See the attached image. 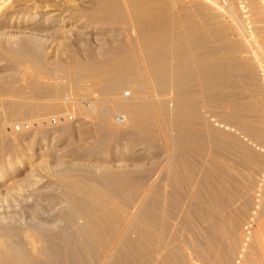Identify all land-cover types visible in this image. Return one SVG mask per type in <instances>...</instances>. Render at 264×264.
I'll use <instances>...</instances> for the list:
<instances>
[{
  "label": "rangeland",
  "instance_id": "obj_1",
  "mask_svg": "<svg viewBox=\"0 0 264 264\" xmlns=\"http://www.w3.org/2000/svg\"><path fill=\"white\" fill-rule=\"evenodd\" d=\"M184 39L186 43H189L182 46ZM175 41H180L181 46H178L179 43ZM34 45L40 50L37 53L39 61L51 71V74L43 75L38 71L41 69L33 66L31 57ZM178 47H181L180 51L185 53L180 54ZM175 51L179 52L178 55ZM136 56L137 60L133 59ZM163 57H166V60L163 61ZM129 58H132L134 62ZM126 59L128 63L132 61L133 68L137 67L133 69L134 72H140L133 74L141 77L146 75L147 82L145 78L140 79L139 83L129 79L122 85V90L114 94L115 98L131 103L138 101L137 98L144 97L145 94L146 97L149 95V97L159 98L161 103L165 100L162 103L163 112L144 114L139 117L142 120L138 119L137 130L136 127L128 126L129 117L125 114V110L109 108V102L114 95H106L101 88H97L96 84L98 79L96 77H104L109 72L115 71L113 68L116 69L118 66V69L120 67L123 69L124 67L120 65H126ZM181 59L183 63L188 61V64L191 63L193 67L191 71L195 72L196 81L190 83L191 80L188 79L189 82L186 81L181 85L174 81L173 69L177 66V61L180 62ZM187 59L188 61H184ZM174 61L177 62L176 65L173 64ZM263 61L264 0H0V173L11 172L0 185V209L3 213L20 214L22 210L17 206L19 194L22 191L26 192L25 189L37 181L41 182L42 188L44 187L47 192L58 197L63 208L67 205L64 194L66 195L68 186L73 185L71 182L76 181L81 174L78 171L70 173L72 168L78 170L86 166L93 169L95 166L108 167L114 169L113 171H122L126 174L121 179L122 183L128 187V190L126 187L125 192L122 193L124 196L121 199L124 201L120 199V202H124L121 204L126 203L122 205V210L129 208L130 202L128 201V204L125 201L126 198L130 199L132 196L134 202L133 197H137L138 190L141 188L144 190L152 184L155 186L154 191L158 190V194L154 192L156 194L153 195L154 197L158 195L157 200L161 198L159 194H163L164 190L167 193L174 190V196L171 194V197L175 199L176 192L182 190L185 193L193 189V186L197 190L194 195L198 198L202 194V200L206 199V202L204 200V203L202 202L207 204L204 206H209L204 207L206 211L202 204L197 205V208H195V202V206L191 205V212L197 209L201 213L198 218L195 215L199 211L194 212L195 222L189 232L190 240L186 239V246L183 245L187 256L184 253L174 252L173 255L176 257L174 259L172 256L171 264H186L184 262L187 264H233L235 262L236 264L237 261H241L239 259L241 257L259 260V231H264L261 228L264 226V152L259 145L264 148V132L259 133L260 136L257 132L261 125H263L261 130L264 131V79L262 77L264 67H261L264 66ZM136 63L141 66V69ZM152 64L156 66L152 67ZM143 65L146 67L144 68ZM161 65H165V67L162 66L165 71L161 69ZM153 68H155L154 71ZM156 69H161L169 74L168 77L174 78L170 77L165 81L172 80L173 82H168L170 86L158 79L155 74ZM22 71L30 73L23 75ZM158 72L161 71L158 70ZM37 77L41 85L36 87L34 81ZM154 77L158 80L156 81ZM159 80L166 88L158 85ZM132 81L134 84L131 83ZM45 82L48 88H53L57 93L49 96L40 93L39 89L47 88ZM15 84L17 86H14ZM172 85L174 87L179 85L181 92L185 88V93L180 94L179 89ZM183 85H186L196 98H192L191 92L190 95H185L189 94V90L186 93L187 87ZM147 89H149L148 92ZM67 95L70 96V100H66ZM179 95L181 97L184 95L185 99ZM31 99H34V102ZM52 99L55 100L56 106L53 102L52 108L49 109V100L51 102ZM226 100L232 106L233 116H227V106H224ZM24 103L31 104L30 108L17 118L12 116L11 109ZM178 105H189L192 108L186 107L187 109H195L192 110L193 112L184 111V107L178 108ZM185 112L187 115L185 114L184 117ZM117 114L126 116L124 125L115 122ZM180 114L182 116L179 118ZM155 115L158 117L154 119ZM182 117L189 123L194 121L195 123H191L193 127L191 124L187 125L188 121L186 122ZM211 117L212 119L209 120ZM181 118L183 119L181 122L185 121L187 125L185 127L191 126V130L183 129ZM216 120H218L217 123ZM204 122L206 124L209 122L211 126ZM102 123L110 125L114 133L113 136L109 135L104 140L100 137ZM227 124L234 126L233 132L226 130ZM15 126H19V129L17 130ZM256 129H258L257 132H255ZM164 133L167 138L161 136L165 135ZM182 159H186V165ZM175 162L179 164L176 165ZM184 172H187L185 176ZM177 182H180L179 186ZM208 183L211 184L208 185ZM216 183L220 185L217 184V186ZM214 184L221 189L216 188ZM165 185H168L169 189ZM163 187L164 189L161 190ZM170 187L174 188L170 190ZM176 187L180 191L179 189L175 191ZM64 189H66L65 192ZM142 189L140 191H143ZM216 191L220 197L217 196ZM199 192L200 195H198ZM213 195L217 197L211 198ZM171 197L169 199L164 197L166 201L164 198H161L162 201L160 199V202H165H163V208L166 210L172 208H166L167 205L172 204L170 201H174V205L178 203L177 199L174 200ZM200 198L198 199L201 200ZM209 198L214 200L210 201ZM46 201L48 204V200L43 201L45 206ZM209 201L211 205H214L212 208L219 207H217L219 209L217 214L219 215L221 210L220 216L216 214L217 208H210ZM60 205L54 207L53 211H57ZM208 209L209 212L214 210L212 213L215 212V214L207 215ZM16 210H19V213ZM118 210L120 208L116 210L118 216L125 213ZM222 212H225L226 217L222 215ZM212 216L214 220L211 219ZM136 246L127 251V256L129 254L133 256L131 261L136 260L134 255L139 256V252L143 256L146 254L142 241H138ZM142 258H139L141 261L137 259L138 263L142 262ZM129 260L121 259L117 264H135L133 261L130 263ZM137 261L136 264H138Z\"/></svg>",
  "mask_w": 264,
  "mask_h": 264
},
{
  "label": "bare ground",
  "instance_id": "obj_2",
  "mask_svg": "<svg viewBox=\"0 0 264 264\" xmlns=\"http://www.w3.org/2000/svg\"><path fill=\"white\" fill-rule=\"evenodd\" d=\"M107 3V2H106ZM106 7V6H105ZM108 8V7H107ZM243 11V10H242ZM22 19V18H21ZM237 20V19H236ZM239 23L240 20L238 19ZM244 22V21H243ZM238 23V22H237ZM242 25V24H240ZM243 28V27H241ZM244 30V28L242 29ZM241 30V31H242ZM235 32V31H234ZM244 32H246L244 30ZM249 33V32H248ZM246 34V33H245ZM149 36V35H148ZM250 38V37H249ZM155 39V38H154ZM182 40V39H179ZM149 41V40H148ZM248 41V40H247ZM145 42V41H143ZM176 42V41H175ZM180 42V41H179ZM176 42V43H179ZM184 42V43H183ZM188 42V41H187ZM146 43V42H145ZM158 43V42H157ZM181 43V42H180ZM180 43L178 44V46H181ZM189 43V42H188ZM186 43V39H184V41H182V46L184 44H188ZM253 44V42H252ZM38 46V44H36ZM148 45V44H147ZM35 46V45H34ZM35 46L33 48V53H32V64L35 68H39L41 69L38 70L39 72H41V74L45 75L46 74H51V71L47 70L42 63L39 61L38 57H37V53L39 48ZM176 46V45H175ZM254 46V45H253ZM156 47V46H155ZM177 47V46H176ZM181 49V47H178V49ZM180 49L178 51H180ZM18 50V49H17ZM154 50V49H153ZM152 50V51H153ZM186 50V49H183ZM40 51V50H39ZM134 51V50H133ZM20 52V51H19ZM181 52V51H180ZM133 53V52H132ZM176 53V51H175ZM179 53V52H178ZM178 53H176L178 55ZM185 53V51L181 52L180 54ZM139 54V53H138ZM175 54V55H176ZM262 54V53H261ZM19 55V54H18ZM133 55H136L135 52L133 53ZM157 55V54H156ZM184 55V54H183ZM187 55V54H186ZM190 55V54H189ZM153 56V55H152ZM182 58V56H179V58ZM140 58V57H139ZM164 58V57H163ZM166 58V57H165ZM163 59L166 60V59ZM173 58V57H172ZM171 58V59H172ZM178 58V59H179ZM15 59V58H14ZM122 59V58H121ZM132 60V58H129ZM133 59L137 60V56L136 58L133 57ZM177 59V57H176ZM19 60V59H18ZM139 60V59H138ZM160 60V59H159ZM121 61V60H119ZM124 61V60H123ZM127 62L126 65H120L122 67H124L123 69L119 66L118 71L113 68V70L115 71H111L109 72V74H107L106 76L104 75V77H96L98 78L96 81L97 84V88H101L103 90V92L108 95V96H112L114 94H116L122 87V85L129 79L134 80L136 82H141L139 81L144 77H141L139 75H134V68H137L136 66L133 68V64H131L132 61H129L130 63H128V60H125ZM141 61V60H140ZM139 61V62H140ZM155 61V60H154ZM158 61V59H157ZM162 61V60H160ZM171 61V60H170ZM169 61V62H170ZM177 61V60H176ZM182 61V62H181ZM184 61H188L184 60ZM191 61V60H190ZM21 62V60L19 61ZM151 62V61H150ZM175 62V61H174ZM178 62V63H177ZM175 63H173L174 65L177 66L175 67L174 65L172 66L173 68L175 67L174 70V78L177 84L181 85V83H185L186 81L191 80L190 83H192V81L195 80V72L191 71V69L193 68L191 66V63L188 64L187 63H183V60L181 59L180 62L177 61ZM264 62V61H263ZM29 63V62H28ZM107 63V62H106ZM142 63V62H141ZM158 63V62H157ZM204 63V62H203ZM202 63V64H203ZM200 64V63H199ZM264 64V63H263ZM21 65H23L24 67V63H22ZM29 65V64H28ZM137 66H139V64L136 63ZM153 65V64H152ZM26 66V65H25ZM156 65H153L152 67H154ZM162 66L165 67V65H161V69ZM191 66V68H190ZM22 68V66H20ZM32 67V66H31ZM143 67L145 68L146 66L143 65ZM264 67V66H261ZM28 68V66H27ZM138 68L141 69V66H139ZM143 68V69H144ZM157 68V67H156ZM170 68V66H169ZM195 68V67H194ZM198 68V67H197ZM24 69V68H23ZM21 69V70H23ZM155 68H153L154 71ZM160 70L161 72L159 73L158 70L156 69L157 73L155 72V74H157L158 79H160L162 81V83H164L165 81H167L168 78L172 77H168L169 74H167L164 69V71ZM204 69V68H203ZM26 69H24L25 71ZM34 70V68H33ZM37 70V69H36ZM120 70V71H119ZM136 70V69H135ZM200 70V69H198ZM217 70V69H216ZM262 70L264 71V68H262ZM27 71V70H26ZM35 71V70H34ZM33 71V72H34ZM55 71V70H54ZM78 71V70H77ZM107 71V70H106ZM144 71H146L144 69ZM150 71V70H149ZM169 71V69H168ZM172 71V70H171ZM204 71V70H203ZM215 71V70H214ZM23 72V71H22ZM37 72V71H35ZM34 72V73H35ZM38 72V73H39ZM104 72V71H102ZM101 72V73H102ZM142 72V71H141ZM198 72V71H197ZM23 75H28V73H30L28 71L27 72H23ZM37 73V75H38ZM99 73V72H97ZM107 73V72H106ZM104 73V74H106ZM138 73V72H136ZM140 73V72H139ZM138 73V74H139ZM143 73V72H142ZM148 73V72H147ZM170 73V71H169ZM172 73V72H171ZM204 73V72H203ZM210 73V72H209ZM96 74V72H95ZM145 74V72H144ZM153 74V72H152ZM47 75V76H48ZM98 75V74H96ZM141 75V74H140ZM172 75V74H171ZM198 75V74H197ZM212 75V74H211ZM93 76V75H92ZM95 76V75H94ZM99 76V75H98ZM153 76H155L153 74ZM200 76V75H199ZM206 76V75H205ZM262 76V75H261ZM14 77V76H13ZM46 77V76H45ZM141 77V78H140ZM156 77V76H155ZM154 77V79L156 80V78ZM208 77V76H207ZM210 77V76H209ZM263 79H264V74H263ZM39 78H42L39 76ZM44 78V77H43ZM56 78V77H55ZM95 78V77H93ZM95 78V79H96ZM173 78V77H172ZM173 78V79H174ZM197 78V77H196ZM203 78V77H201ZM212 78V77H211ZM10 79V78H9ZM45 79V78H44ZM41 79V80H44ZM157 79V80H158ZM205 79V78H204ZM5 80V79H4ZM34 80V79H33ZM49 80V79H48ZM156 80V81H157ZM159 80V81H160ZM201 80V79H200ZM5 81H9V80H5ZM132 81L131 83L134 84ZM145 81L147 82V79L145 78ZM160 83L157 82L158 85H161L162 88H166L163 87L164 84L162 85ZM172 81V80H170ZM168 80V82H170ZM196 81V80H195ZM204 81V80H203ZM249 81V80H248ZM42 82V81H41ZM135 82V84H136ZM143 82V81H142ZM168 82H165L168 83ZM173 82V81H172ZM171 82V84H172ZM189 82V81H188ZM209 82V80H208ZM206 82V83H208ZM29 83V80H28ZM205 83V82H204ZM205 83V84H206ZM24 84V83H23ZM44 84V83H43ZM46 84V82H45ZM55 84V83H54ZM145 84V83H144ZM176 84V85H177ZM188 84V83H187ZM186 84V85H187ZM34 85H41L40 83V79L38 80V77L35 79L34 81ZM56 85V84H55ZM127 85V83L125 84ZM138 85H142V84H138ZM153 85V84H152ZM168 86H170V84H167ZM173 85H175L173 83ZM172 85V86H173ZM178 85V86H179ZM186 85H183L184 87H187ZM203 85V84H202ZM211 86V84H209ZM14 86H17L16 84ZM47 86V84H46ZM54 86V85H52ZM77 86V85H76ZM156 86V85H155ZM171 86V87H172ZM178 86L174 87V88H178ZM189 86V84H188ZM213 86V85H212ZM211 86V87H212ZM29 87V86H28ZM37 87V86H36ZM157 87V86H156ZM17 87H15L16 89ZM31 88V87H30ZM56 88V87H54ZM59 90V87H57ZM82 88V86H81ZM134 88V87H131ZM152 88V87H151ZM160 88V86H159ZM190 88V86H189ZM196 88V87H195ZM194 88V89H195ZM227 88V87H226ZM21 89H23L21 87ZM33 89V87L31 88ZM78 89V88H77ZM156 89V88H155ZM168 89V88H167ZM179 89V88H178ZM177 89V90H178ZM184 90H186L185 88H183ZM40 93H44V94H48L52 95L53 93H57L53 88H41L39 89ZM57 90V91H58ZM81 90V89H80ZM122 90V89H121ZM149 89H147L148 92ZM182 91L183 93H185V91ZM188 87H187V91L186 93H188ZM12 91V89H11ZM27 91V90H26ZM79 91V90H78ZM157 91V90H155ZM165 91V90H164ZM169 91V90H168ZM180 91V89L178 90V92ZM248 91V90H247ZM263 91H264V87H263ZM15 92V91H14ZM28 92V91H27ZM60 92V91H58ZM146 92V94L148 95V93ZM151 92V91H149ZM158 92V91H157ZM180 91V94L182 93ZM191 91L189 90V94H185V95H190ZM103 93V95H104ZM119 93V92H118ZM20 94V93H19ZM80 94V92H79ZM150 94V93H149ZM159 94V93H158ZM194 93H192L193 95ZM33 95V94H32ZM59 95V93H58ZM152 95V94H150ZM163 95V94H162ZM166 95V94H165ZM168 95V94H167ZM176 95V94H175ZM178 95V94H177ZM191 95V97H192ZM195 95V94H194ZM192 98H196V96ZM214 95V94H213ZM181 97V95H179ZM184 96V95H183ZM181 97L182 99H185L184 97ZM19 97V95H18ZM30 97V96H29ZM170 97V96H169ZM187 97V96H186ZM189 97V96H188ZM190 97V98H191ZM24 98V97H23ZM57 98V96H56ZM173 98V97H172ZM211 98V97H210ZM159 98L154 97V96H150L148 95V97H146V95L144 94V97L141 98H137L138 101H134L131 103H127L124 102L123 100L121 101L120 99H116L115 95L113 96V99H111V102H109V108H112L114 110H118L120 108H122L121 110H125V114L128 115L129 119V124L128 126L131 128H134L137 125V121L139 119L140 116L144 115V114H151V113H156V112H163V102L165 101L164 98L161 101L158 100ZM212 99V98H211ZM28 100V99H27ZM134 99H132L133 101ZM193 100V102L195 101L194 99H190ZM189 100V101H190ZM229 100V99H228ZM30 101V100H29ZM31 101L34 102V99H31ZM30 101V102H31ZM168 101V100H167ZM187 101V99H186ZM32 102V103H33ZM53 102L55 103V100L53 101V99L49 100V104L48 106L49 109L52 108L51 106L53 105ZM129 102V101H128ZM188 102V101H187ZM191 102V101H190ZM228 101L226 100V105L227 106V116H233L234 111L231 110L232 106L231 104L227 103ZM256 102V101H255ZM38 103V102H37ZM48 103V101H47ZM183 103V102H182ZM223 103V102H222ZM231 103V102H229ZM17 104V103H16ZM40 104V103H39ZM42 104V103H41ZM179 104V103H178ZM181 104V103H180ZM224 104V103H223ZM31 105V104H29ZM28 104L25 105V103L23 105H16L14 106V108L11 109V114L12 116H14L15 118L23 115L30 107ZM38 106V104H36ZM201 105V104H200ZM36 106V109H37ZM56 106V103H55ZM54 106V107H55ZM179 106V105H178ZM183 106V105H180ZM180 106L178 108H180ZM41 107V106H40ZM166 107V106H165ZM184 111H188L191 110L189 105L188 106H183ZM186 107H190L189 109H187ZM254 107V106H253ZM182 108V107H181ZM252 108V107H251ZM34 109V108H32ZM31 109V110H32ZM168 109V108H167ZM187 109V110H185ZM195 109V108H194ZM192 109V110H194ZM205 109V108H204ZM39 110V109H38ZM113 110V111H114ZM177 111V109H175ZM182 110V109H181ZM191 110V111H192ZM235 110V109H233ZM237 110V108H236ZM235 110V111H236ZM255 110V109H254ZM103 111V110H102ZM196 111V110H195ZM259 111V110H258ZM183 112V110H182ZM193 112V111H192ZM198 112V111H197ZM176 113V112H175ZM188 113V112H187ZM205 113V112H204ZM232 113V114H231ZM105 114V113H103ZM183 114V113H182ZM186 112L183 114L184 117L187 115H185ZM189 114V113H188ZM196 114V112H195ZM194 114V115H195ZM202 114V112H201ZM210 114V113H208ZM225 114V112H224ZM237 114V113H236ZM242 114V113H241ZM262 114V113H260ZM123 115V114H122ZM152 115V114H151ZM192 114L190 113V116ZM199 115V114H196ZM204 115V114H203ZM211 115V114H210ZM240 115V114H238ZM156 117L153 116V118H157L158 116L155 115ZM164 116V115H162ZM168 116V115H167ZM170 116V115H169ZM179 118L180 116H182L181 114L178 115ZM190 116H187V119ZM206 116V115H205ZM66 117V116H65ZM126 117V116H125ZM125 117L123 116V121L118 123V124H123L126 122ZM148 117V116H147ZM194 117V116H192ZM208 117V116H207ZM262 117V116H261ZM166 118V116H165ZM164 118V119H165ZM168 118V117H167ZM170 118V117H169ZM183 118V117H182ZM180 120V122L185 119L183 118ZM196 118V117H195ZM200 118V116H199ZM222 118V117H221ZM234 118V117H233ZM236 118V116H235ZM240 118V116H239ZM242 118V117H241ZM104 120V118H102ZM108 119V118H107ZM188 119V120H189ZM207 119V118H206ZM211 118H209V120H211ZM215 119V118H213ZM223 119V118H222ZM230 119V117H229ZM237 119V118H236ZM243 119V118H242ZM125 120V121H124ZM140 121L142 119H139ZM166 120V119H165ZM177 120V119H176ZM187 120V121H188ZM194 120V118H193ZM203 120V119H202ZM201 120V122H202ZM233 120V119H232ZM240 120V119H238ZM261 120V119H260ZM157 121V120H156ZM178 121V120H177ZM186 121V119H185ZM185 121L181 122L184 126V130L187 128H190L191 130V126L189 127H185L191 123H195L194 121H192L191 123L185 125ZM186 121V122H187ZM196 121V119H195ZM200 121V119L198 120V122ZM218 120H216L217 123ZM225 121V120H224ZM231 121V120H230ZM236 121V120H235ZM241 121V120H240ZM246 121V120H245ZM116 122V121H115ZM162 122V121H159ZM163 122L165 123V121L163 120ZM168 122V121H167ZM179 122V123H180ZM215 122V121H214ZM213 122V123H214ZM107 123V122H105ZM117 123V122H116ZM205 123V122H204ZM203 123V124H204ZM209 123V122H208ZM208 123L206 125H208ZM212 123V124H213ZM222 123V122H221ZM227 123V122H226ZM232 124H234L233 122H231ZM160 124V123H159ZM202 124V125H203ZM220 124V123H219ZM107 125V124H106ZM104 123H102V125L100 126V137L102 140L108 138L109 135H114V133L111 131V126L108 127L106 126ZM127 126V123L125 124ZM140 125V124H139ZM192 125V124H191ZM198 125V124H197ZM257 125V123H256ZM261 125V124H260ZM159 126V125H158ZM161 126V125H160ZM201 126V124L199 125ZM211 126V124L209 123V127ZM213 126V125H212ZM217 126V125H216ZM221 126V125H220ZM232 125L228 124L226 125V130H230L231 132H233V127H231ZM244 126V125H243ZM263 126V125H261ZM260 126L259 132H257L258 129L255 130V132H257L258 136L259 133L261 134V132L263 133L264 131H262V127ZM141 127V126H140ZM148 127V126H147ZM163 127V126H162ZM193 127V125H192ZM207 127V126H205ZM215 127V126H214ZM213 127V128H214ZM225 127V125H224ZM229 127V129H228ZM259 127V126H257ZM126 128V127H125ZM127 131V129H125ZM130 128V129H131ZM196 128V127H195ZM198 128V127H197ZM212 128V127H211ZM239 128V127H238ZM114 129V127H113ZM201 129V128H200ZM203 129V128H202ZM208 129V128H207ZM237 129V127H236ZM241 129V128H240ZM137 130V127H136ZM215 130V129H214ZM248 130V129H247ZM125 131V132H126ZM217 131V130H216ZM214 131V132H216ZM222 131V130H221ZM188 132V131H186ZM220 132V131H219ZM235 132V131H234ZM167 133L169 134V132L167 131ZM191 133V132H189ZM195 133V132H194ZM228 133V132H227ZM237 133V132H236ZM96 134V133H95ZM119 134V133H118ZM165 134V133H164ZM223 134V133H222ZM243 134V133H242ZM166 135V134H165ZM161 135L165 138H167V135ZM170 135V134H169ZM214 135V134H213ZM232 135V134H231ZM237 135V134H236ZM248 135V134H247ZM216 136V135H215ZM221 136V135H220ZM228 136V135H227ZM235 136V135H233ZM249 136V135H248ZM264 136V135H263ZM133 137V136H131ZM143 137V136H142ZM226 137V136H225ZM98 138V137H97ZM171 138V137H170ZM147 139V138H146ZM151 139V138H150ZM222 139V138H221ZM170 140V139H169ZM173 140V137L171 139V141ZM189 140V139H188ZM170 143H174L171 142ZM247 141V140H246ZM140 142V141H139ZM168 142V141H167ZM234 142V141H233ZM259 142V141H258ZM263 142V141H262ZM142 143V142H141ZM192 143V142H191ZM246 143V142H245ZM175 144V143H174ZM178 144V143H177ZM180 144V143H179ZM182 144V143H181ZM257 144V143H256ZM263 145V144H262ZM263 152H264V148L263 146L259 145ZM175 147V145H174ZM183 147V145H182ZM88 148V147H87ZM173 148V147H172ZM143 149V148H142ZM185 149V147H184ZM140 150V149H139ZM172 150V149H171ZM174 150V149H173ZM183 150V149H182ZM181 150V152H183ZM259 150V149H258ZM180 151V149H179ZM178 151V152H179ZM180 152V153H181ZM186 152V151H184ZM196 152V151H195ZM219 154V153H218ZM189 154H187L188 156ZM180 158V157H178ZM176 159V158H175ZM174 159V161H175ZM187 159V158H186ZM185 159V160H186ZM181 160V159H180ZM185 160L182 159V162L185 164ZM189 160V159H188ZM171 161V160H170ZM207 161V160H206ZM197 162V161H196ZM176 163V162H175ZM183 163H180L183 165ZM194 163V162H193ZM220 163V162H219ZM179 163H176V165ZM190 164V163H189ZM192 164V163H191ZM210 164V163H209ZM212 164V163H211ZM210 164V165H211ZM186 165V164H185ZM85 166V165H83ZM90 166V165H89ZM76 167V166H75ZM107 167V166H106ZM121 167V166H120ZM164 167V166H163ZM172 167V166H171ZM192 168H194L193 166H191ZM213 167V165H212ZM72 168V167H71ZM70 168V169H71ZM79 168V166L77 167ZM97 170H96V169ZM95 170L91 167H81L78 170L76 168H72L71 172H80L81 174H79V178L76 181H72L71 183H73V185H70L71 183H69L70 186H68V189H64V192L66 190V195L64 194V196H66V206L61 208V203L59 202L58 197H55L51 192V194L49 192H47V190L41 185V182L37 181L35 184L30 185L29 188L31 187L32 189L30 190L29 188L25 189L27 190L26 192H21L19 194L18 197V201H17V206H19L22 210V212L20 211V214H7V213H3V211L0 209V264H117L119 260L121 259H126V261L129 260L130 258V263L135 262L137 259L140 260V257H143L142 262L143 264H171V259L172 256L173 258L176 257L174 256V252H179V253H184L186 254V249L184 248V246H186L185 244V240L189 239V232L190 229L192 228L193 224H194V212L199 211V210H195L194 212H191V205H194V202L196 204L195 208H197V205H203V209H205L204 211H206L207 206H204L205 204H203L204 202H206V199L202 200V197L200 195V192L198 193V195H200L201 200H199L196 195H194V192L197 191L194 186L193 189H190V191H186L185 193L182 191V194L180 189L178 190L177 187L175 188L180 192H176V197L174 199V190L172 192L167 193V191L164 190L163 194H159V197L161 196V198L163 199L164 197L169 199V197H171V194L173 195V199L178 201V203L176 205H174V201H170L172 204L171 205H167L166 208L169 209V207H172L170 210H166L164 207L163 202H160L159 198L158 200L156 199L158 195H156V197H154L153 195H155L158 190H155V186L154 184L150 185L149 187H147L146 189L144 188L143 191L140 190H136L135 192L136 194V198H134V202L132 201L133 199L130 197V199L126 198L125 201H129L130 205L128 210L123 209L125 211L122 210V205L124 206L125 204H121L124 203L122 196V193L125 192L126 187L124 185V183H122L121 179L125 177V173L124 172H117L116 170L113 171L114 169H110V168H104V167H99L97 168L95 166ZM187 168V167H186ZM173 169V168H172ZM185 169V168H184ZM176 170V169H175ZM190 170V169H189ZM193 169H191L192 171ZM211 170V168H210ZM181 171V170H180ZM184 171V170H183ZM187 171V170H186ZM208 171V170H207ZM8 173L5 174H1L0 173V185H2L4 183V181L7 179V175H9ZM69 172V171H68ZM179 172V171H177ZM187 173V172H186ZM186 173L184 172V176L186 175ZM193 173V171H192ZM211 173V172H210ZM209 173V176H211ZM11 174V172H10ZM132 174V173H131ZM178 174V173H177ZM189 175V174H188ZM191 175V174H190ZM74 176V175H73ZM78 176V175H76ZM204 176V175H203ZM217 176V175H216ZM70 177V176H69ZM129 177V176H128ZM177 177V176H176ZM183 177V175L181 176ZM208 177V176H207ZM127 178V177H126ZM168 178V177H167ZM186 178V177H185ZM205 178V176H204ZM177 179V178H176ZM195 179V178H194ZM207 179V178H205ZM73 180V179H72ZM174 180V179H173ZM172 180V181H173ZM184 180V179H183ZM182 180V181H183ZM186 180V179H185ZM210 181H212L211 179H209ZM133 181V180H131ZM153 181V180H152ZM177 181V180H176ZM181 181V180H180ZM188 181V180H187ZM190 181V180H189ZM214 181V180H213ZM124 182V181H123ZM126 182V181H125ZM136 182V181H135ZM158 182V181H157ZM174 182V181H173ZM203 182V181H202ZM217 182V180H216ZM222 182V181H219ZM131 183V182H130ZM152 183H156V182H152ZM165 183V182H164ZM176 183V182H175ZM184 183V182H183ZM187 183V182H186ZM189 183V182H188ZM256 183V182H255ZM64 184V183H63ZM211 184V183H210ZM208 183V185H210ZM218 183H216L217 185ZM12 185V184H9ZM68 185V184H67ZM134 185V184H133ZM176 185V184H175ZM199 185V184H198ZM213 185V184H212ZM216 185L214 184V186L216 187ZM220 185V183L218 184ZM217 185V186H218ZM130 187V185H128ZM139 186V185H138ZM182 186V184H181ZM191 186V185H190ZM66 187V186H65ZM158 187V186H157ZM165 187L168 188V185ZM183 187V186H182ZM200 187V186H198ZM210 186H208L209 188ZM214 187V188H215ZM223 187V185H222ZM262 187V186H261ZM171 188L174 187H170ZM192 188V187H191ZM212 188V186L210 187ZM213 188V189H214ZM221 189V187H216ZM48 189V188H47ZM61 189V188H60ZM132 189V186H131ZM164 189L161 188V190ZM166 189V188H165ZM166 189V190H167ZM182 189V188H181ZM185 189V188H184ZM187 189V188H186ZM224 189V188H223ZM24 190V191H25ZM46 190V191H45ZM128 190V187H127ZM169 190V191H170ZM188 190V189H187ZM210 190V189H209ZM217 190V189H216ZM29 192V194H28ZM127 192V191H126ZM134 192V191H133ZM154 192H156L154 194ZM161 192V191H160ZM163 192V191H162ZM223 192V190H222ZM23 193V194H22ZM130 193V192H129ZM184 193V194H183ZM204 193V192H203ZM217 196L219 195L218 192L216 191ZM158 194V193H157ZM167 194L170 196H167ZM180 194V195H179ZM211 194H213L211 192ZM56 195V194H55ZM126 195V194H125ZM129 195V194H128ZM163 195V197H162ZM205 195V194H203ZM225 195V194H224ZM264 195V194H263ZM167 196V197H166ZM217 196L211 197V198H216ZM257 196V195H256ZM171 197V199H172ZM205 197V196H204ZM220 197V195H219ZM259 197V196H258ZM164 198V199H165ZM256 198V197H255ZM58 199V200H57ZM123 200L122 202H120L121 200ZM161 199V201H162ZM17 200V199H16ZM45 200H48V204L46 201V206L44 205ZM64 200V199H63ZM64 200V202H65ZM210 200V198H209ZM214 200V199H211ZM210 200V201H211ZM56 201V202H55ZM166 201V199H165ZM208 201V199H207ZM209 201V202H210ZM128 202V204H129ZM201 202V203H199ZM203 202V203H202ZM165 203V202H164ZM168 203V202H167ZM208 203V202H207ZM235 203V202H234ZM238 203V202H237ZM260 203V202H259ZM169 204V203H168ZM236 204V203H235ZM60 205V208H57V211H53L55 210L54 207ZM121 205V207H120ZM207 205V204H206ZM209 205V204H208ZM211 205V202H210ZM128 206V205H127ZM193 206V207H194ZM211 205L210 208H212ZM216 206V205H215ZM48 207V208H47ZM192 207V208H193ZM202 207V206H200ZM209 207V206H208ZM207 207V208H208ZM213 207L214 208H217ZM52 208V209H51ZM117 208H120L121 212H125L124 214L122 213V216H118L116 214V210ZM209 208V209H210ZM219 208V207H218ZM217 208L216 214L219 212V209ZM231 208V207H230ZM49 209V210H47ZM201 209V208H200ZM209 209L207 210L209 212ZM118 210V211H120ZM17 211V210H16ZM15 211V212H16ZM19 211V210H18ZM17 211V212H18ZM211 210L209 212L212 213ZM225 211V210H224ZM51 212V213H50ZM19 213V212H18ZM197 213V212H196ZM200 211L198 212L197 216L199 218L198 215H200ZM225 213V212H224ZM222 212V215L224 214ZM215 214L212 213V215ZM218 215V214H217ZM221 215V210H220V214L218 216ZM226 217V214H224ZM252 215V214H251ZM216 216V215H214ZM201 218V217H200ZM206 218V216H205ZM196 219V218H195ZM208 219V217H207ZM210 219V217H209ZM212 220L213 216L211 217ZM210 219V220H211ZM219 219V217H218ZM217 219V220H218ZM231 219V218H230ZM198 220V219H197ZM201 220V219H200ZM220 221H222L221 219H219ZM218 220V221H219ZM203 221V220H201ZM200 221V222H201ZM225 221V220H223ZM215 222H216V218H215ZM228 222V221H227ZM261 222V221H260ZM259 222V223H260ZM212 224V222H211ZM263 224V223H262ZM261 224V226H263ZM182 225L186 228H182ZM210 226V225H208ZM216 226V225H215ZM204 227V226H203ZM212 227V226H211ZM216 228V227H215ZM215 228H213L215 230ZM225 228V226H224ZM223 228V229H224ZM262 230H264V226L261 227ZM259 228V229H261ZM204 229V228H203ZM217 229V228H216ZM219 231V229H217ZM216 230V231H217ZM213 230H211L212 232ZM259 231V230H258ZM222 232V231H219ZM218 232V233H219ZM196 233V232H195ZM223 233V232H222ZM221 233V234H222ZM255 234V233H254ZM259 240L257 243L259 244L258 248H259V255L260 256L258 259H253V258H239L241 261H237L236 264H264V231L260 232L259 231ZM225 235V233H224ZM256 235V234H255ZM217 236V235H216ZM221 236V235H220ZM189 237V238H187ZM203 238V237H202ZM213 238V237H212ZM215 238V237H214ZM222 238V237H221ZM256 240H258L256 238ZM138 241H142V243H144V251L146 252V254L143 256L140 252H139V256H135L136 260H132L133 256H127V251L130 248H133L137 245ZM144 241V242H143ZM184 241V242H183ZM188 241V240H187ZM211 241V239H210ZM183 242V244H182ZM189 242V241H188ZM197 243V242H196ZM211 243V242H210ZM213 244V243H212ZM184 245V246H183ZM195 245V244H194ZM198 245V243L196 244ZM201 246V245H200ZM209 246V245H208ZM137 248V246H136ZM197 248V247H196ZM245 248V247H244ZM195 250V249H194ZM134 251V250H133ZM140 251V249H139ZM142 251V250H141ZM135 253V252H133ZM138 253V252H137ZM205 253V252H204ZM203 253V254H204ZM258 253V252H257ZM133 255V254H132ZM138 255V254H137ZM142 255V256H141ZM183 255V254H182ZM240 255V254H239ZM181 256V254L179 255ZM187 256V254H186ZM129 257V258H126ZM198 257V256H197ZM237 257V256H236ZM145 258V259H144ZM190 258V257H189ZM238 258V257H237ZM128 259V260H127ZM175 259V258H174ZM178 259V258H177ZM236 259V258H235ZM238 259V260H239ZM141 261V260H140ZM140 264H142V262H140ZM173 261V260H172ZM235 261V260H234ZM183 262V261H182ZM189 262V261H188ZM195 262V261H194ZM125 263V262H124ZM138 263V261H137ZM138 263V264H139ZM174 263V262H173ZM181 263V261H180ZM187 264V262H184ZM235 263V262H234ZM233 263V264H234ZM126 264V263H125ZM133 264V263H132ZM183 264V263H182Z\"/></svg>",
  "mask_w": 264,
  "mask_h": 264
},
{
  "label": "built area",
  "instance_id": "obj_3",
  "mask_svg": "<svg viewBox=\"0 0 264 264\" xmlns=\"http://www.w3.org/2000/svg\"><path fill=\"white\" fill-rule=\"evenodd\" d=\"M65 98H66V100H70V96H68V95ZM81 101H86V100H81ZM115 121L117 123L122 122L123 121V115L122 114H117L115 116ZM15 128L18 130L19 129V126H15Z\"/></svg>",
  "mask_w": 264,
  "mask_h": 264
}]
</instances>
